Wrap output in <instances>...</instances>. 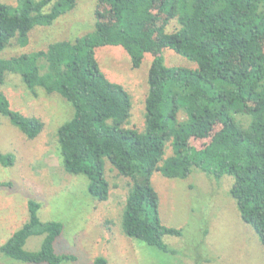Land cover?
<instances>
[{
  "label": "trees",
  "instance_id": "1",
  "mask_svg": "<svg viewBox=\"0 0 264 264\" xmlns=\"http://www.w3.org/2000/svg\"><path fill=\"white\" fill-rule=\"evenodd\" d=\"M16 1V6L0 2V51L26 44L36 25L51 24L76 4ZM94 14L93 31L74 41L0 57V86L7 72L14 73L33 95L39 86L68 101L73 114L56 133L63 169L85 175L87 190L98 201L109 196L104 158L130 178L121 221L127 236L171 251L162 238L178 236L181 229L162 223L151 176L157 171L186 177L196 168L215 179L233 177L229 193L239 216L264 248V0H98ZM172 21L176 26L168 30ZM102 45L121 46L132 68L140 66L144 53L152 55L142 131L130 126L129 93L99 66L94 51ZM164 48L194 64L166 65ZM39 58L44 60L40 66ZM0 114L28 139L43 128L38 117L11 109L1 87ZM167 143L172 154L163 157ZM13 161V154L0 151L2 166ZM26 204L27 219L0 252L33 264L75 260L72 253L55 251L62 223L41 220L37 200ZM32 235H43L40 247L26 250ZM93 264H107V259L98 256Z\"/></svg>",
  "mask_w": 264,
  "mask_h": 264
},
{
  "label": "rangeland",
  "instance_id": "2",
  "mask_svg": "<svg viewBox=\"0 0 264 264\" xmlns=\"http://www.w3.org/2000/svg\"><path fill=\"white\" fill-rule=\"evenodd\" d=\"M16 6V0H0ZM98 0H76L74 8L64 12L49 25H36L24 45L12 43L0 51L9 57L44 49L59 40L74 41L91 33ZM48 10V7L44 8ZM176 22L172 21L168 30ZM95 57L106 77L122 85L131 101L130 126L144 129L147 72L152 60L144 53L138 68H132L128 54L119 45L95 48ZM168 66L190 67L192 61L169 48L161 51ZM44 62L38 59L37 63ZM194 64V63H193ZM9 99L10 108L33 115L43 122L41 132L28 139L8 118L0 114V151L13 154V164H0V245L27 219V199L40 202L38 217L62 223L61 235L55 240L56 253H72L75 260L60 264H93L104 256L107 264H264V248L254 229L244 223L229 190L233 177H208L193 168L186 177H165L154 171L151 184L158 195V214L167 226L181 229V234L164 235L162 241L171 251L127 236L121 221L125 196L131 180L118 173L104 158L107 200L98 201L87 190L83 174L67 173L57 142L58 127L73 114V107L59 93H46L36 87V95L18 74H5L0 86ZM243 124L247 117L237 114ZM202 145V142H196ZM172 154L167 143L163 157ZM43 235L29 236L26 250H37ZM0 264H33L7 257L0 252ZM47 264V263H35Z\"/></svg>",
  "mask_w": 264,
  "mask_h": 264
}]
</instances>
